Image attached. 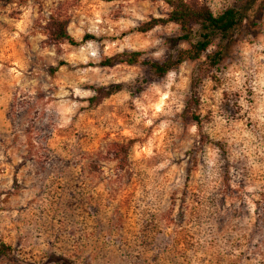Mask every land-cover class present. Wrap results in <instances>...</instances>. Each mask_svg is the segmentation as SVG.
I'll list each match as a JSON object with an SVG mask.
<instances>
[{
	"label": "rangeland",
	"instance_id": "obj_1",
	"mask_svg": "<svg viewBox=\"0 0 264 264\" xmlns=\"http://www.w3.org/2000/svg\"><path fill=\"white\" fill-rule=\"evenodd\" d=\"M198 1L245 16L158 75L188 47L135 30L164 0H0V264H264V0Z\"/></svg>",
	"mask_w": 264,
	"mask_h": 264
},
{
	"label": "trees",
	"instance_id": "obj_2",
	"mask_svg": "<svg viewBox=\"0 0 264 264\" xmlns=\"http://www.w3.org/2000/svg\"><path fill=\"white\" fill-rule=\"evenodd\" d=\"M170 7V10L166 17H153L149 20L141 23L135 28L139 32H147L157 25L173 22L180 28V35L178 39L188 42V47L185 49H179L175 56L167 58L163 62L156 61H144L148 64L152 71L158 75L166 74L170 69L176 67L184 60H196L202 53H204L213 41V37L217 34L222 37L228 36V34L234 30L245 16V12L234 6L226 7L221 13L213 14L210 8L199 2L198 0H164ZM254 0H247L245 9L252 5ZM66 19L51 16L48 27V35L54 42H67L70 45H80L94 36L91 34H84L81 39L76 40L67 32ZM196 24L198 26V38L192 40V26ZM224 47H219L217 50L208 53L207 65L214 67L222 59ZM140 52H122L113 56L107 57L101 61L102 65H112L117 62H125L127 64H134L140 59ZM67 65L65 61L59 60L57 64L50 69L51 72H55L60 66ZM199 75L193 77L191 81V88L197 85ZM99 93L98 100H101L105 96L112 93L111 90H104L98 88ZM191 107L189 106L188 109ZM191 117L193 120L199 122L198 115L191 111ZM1 247H4L3 245Z\"/></svg>",
	"mask_w": 264,
	"mask_h": 264
}]
</instances>
